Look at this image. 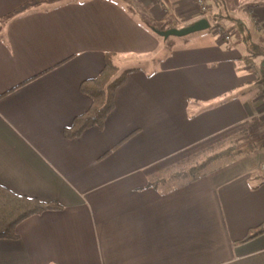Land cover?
<instances>
[{
  "label": "crops",
  "instance_id": "1",
  "mask_svg": "<svg viewBox=\"0 0 264 264\" xmlns=\"http://www.w3.org/2000/svg\"><path fill=\"white\" fill-rule=\"evenodd\" d=\"M205 1L229 40L205 29L160 54L154 24L196 21L194 0H0V185L63 206L0 238V264H264V233L234 244L264 221V143L148 185L174 157L264 123V0H244L249 47L242 21L217 19L227 0ZM107 52L146 64L119 67L131 70L102 124L66 137Z\"/></svg>",
  "mask_w": 264,
  "mask_h": 264
},
{
  "label": "trees",
  "instance_id": "2",
  "mask_svg": "<svg viewBox=\"0 0 264 264\" xmlns=\"http://www.w3.org/2000/svg\"><path fill=\"white\" fill-rule=\"evenodd\" d=\"M193 22L187 23L186 26ZM217 28H219L218 24H210L208 30L215 31ZM156 31L162 34L158 28ZM218 33L222 36L221 32ZM114 56V52H107L104 65L99 73L81 82L80 89L90 97L91 102L85 112L75 116L72 123L64 128V136L75 137L89 126L102 124L107 113L113 108L115 90L131 70H120L114 61ZM249 131L251 132L248 128L243 129L191 152L174 162L165 176L150 179L148 185L156 187L159 183H187L257 151L259 144L264 143V135L248 139L252 134ZM255 173L252 174V178L257 177ZM62 208V204L57 201H42L35 197L20 195L0 185V238H16V225L32 214ZM262 233H264V221L250 228L245 236L235 241L234 244L248 242Z\"/></svg>",
  "mask_w": 264,
  "mask_h": 264
},
{
  "label": "rangeland",
  "instance_id": "3",
  "mask_svg": "<svg viewBox=\"0 0 264 264\" xmlns=\"http://www.w3.org/2000/svg\"><path fill=\"white\" fill-rule=\"evenodd\" d=\"M232 1L233 2H229L228 0L225 1V4L221 6L220 12L217 15L218 16L217 19L220 22H226V21H228L227 19H229V17H231V18L239 19L240 21H242V24L245 26L244 27L243 36H244V38L247 41V42H245V45L249 47V43L251 41H253V39H254V38L251 37V29L253 30L252 33H253L254 36L257 35V31H256V29L253 28V25H252L251 20H250L251 17L249 15V13L246 12L243 9L245 7L244 0H232ZM132 4H134V3H132ZM133 7L136 8V9L138 8L136 4H134ZM215 23L214 22H211V24H215ZM154 25L159 30H164L163 29V27H164V24L163 23H155ZM180 28H181V26H180ZM219 29H221L222 31H224L223 28L220 27V25H219ZM151 30L154 32L153 33L154 36L158 38V45H157V47H158V49L160 48V52H159L160 54L165 53L170 48V43L171 42L172 43L173 42H177L179 40H182V39L187 38L188 36H191L190 34H193V33H189V34L182 35V36H179V35H176V34L163 35V34L158 33L155 29H151ZM238 36H239V33L234 36V39H236ZM238 39H239V37H238ZM165 42H167L169 45L164 46V44H167ZM158 57H160V56L158 55ZM117 63L119 64V67H126V68H128V67H135V66H144L146 64L143 60L138 59V58H135V57H131V56H126L124 59H121ZM121 69H123V68H120V70ZM250 124L249 125L251 127L249 129L251 130V132L250 131L249 132L252 133V134H251V136L249 138L247 137L248 139H251V138H253L254 136H257V135H261V136L264 135V132H262L263 131V128H261V125H264V123L263 124H260L257 121H251ZM229 135H231V134H229ZM208 144H210V143H208ZM260 148H261V144H259V146L257 148V151L261 152L262 150ZM255 152H253L251 154L254 155ZM186 155H184V156H186ZM184 156L180 157V155H178V156L174 157L173 159H171V161L172 160H175V159L177 161V160L183 158ZM169 167H171V165H169L167 167V169L164 171L165 173H169ZM263 167H264V162L259 167V170H261L263 172V174H264Z\"/></svg>",
  "mask_w": 264,
  "mask_h": 264
},
{
  "label": "water",
  "instance_id": "4",
  "mask_svg": "<svg viewBox=\"0 0 264 264\" xmlns=\"http://www.w3.org/2000/svg\"><path fill=\"white\" fill-rule=\"evenodd\" d=\"M210 26V23L207 19H198L196 21H194L193 23L187 25V26H183L181 28H171V29H167L165 31H163L162 33L164 35H170V34H176L179 36L182 35H186L189 33H194V32H198V31H202L205 29H208Z\"/></svg>",
  "mask_w": 264,
  "mask_h": 264
},
{
  "label": "built area",
  "instance_id": "5",
  "mask_svg": "<svg viewBox=\"0 0 264 264\" xmlns=\"http://www.w3.org/2000/svg\"><path fill=\"white\" fill-rule=\"evenodd\" d=\"M195 2V6H196V12H197V20L198 19H207L210 24H211V18L209 16V13H208V7H207V4H206V1L205 0H194ZM221 29L217 28L215 30L216 33L220 32ZM223 38H222V41H226V40H229L230 36L228 33H223L222 34ZM221 36V37H222ZM261 99H262V104H263V107H264V92L261 94ZM264 169V167H263Z\"/></svg>",
  "mask_w": 264,
  "mask_h": 264
}]
</instances>
